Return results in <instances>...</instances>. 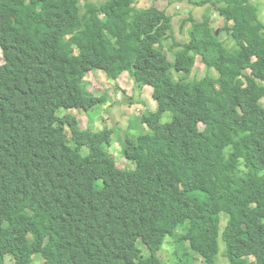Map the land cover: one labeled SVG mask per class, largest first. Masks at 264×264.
<instances>
[{
  "label": "trees",
  "instance_id": "1",
  "mask_svg": "<svg viewBox=\"0 0 264 264\" xmlns=\"http://www.w3.org/2000/svg\"><path fill=\"white\" fill-rule=\"evenodd\" d=\"M80 3L0 0V264L7 257L34 264L38 255L43 264H164L158 254L185 225L178 243L189 250L181 259L194 253L198 264H218L222 237L230 264H264L259 6L190 0L206 11L190 19L189 41L178 45L169 5ZM216 15L224 20L218 30ZM169 40L181 49L174 64L163 52ZM198 56L218 78L192 79ZM97 70L112 80L129 73L137 88L154 90L157 109L139 119L147 130L122 142L135 169L107 153L113 129L96 132L76 115L60 117L62 109L105 104L85 85ZM135 185L145 190L141 205L129 197Z\"/></svg>",
  "mask_w": 264,
  "mask_h": 264
},
{
  "label": "rangeland",
  "instance_id": "2",
  "mask_svg": "<svg viewBox=\"0 0 264 264\" xmlns=\"http://www.w3.org/2000/svg\"><path fill=\"white\" fill-rule=\"evenodd\" d=\"M81 7L86 9L88 3H94L97 6L104 4L106 0H80ZM197 1V0H192ZM259 6L261 20L264 21V0H254ZM169 5L168 14L174 19V33L175 38L178 41V45L188 43L189 41V31L192 28V23L190 19L193 18L196 21H200L205 14L206 8H199L190 3V0H135V7L139 10L147 9L154 6L167 7ZM102 12L99 11L95 16H93L96 22H99L102 17ZM216 22L214 23V30L221 29L224 25L223 18L216 15L214 17ZM219 33V31H218ZM222 41H225L229 47H233L234 43L229 38L227 33L219 34ZM173 40H169L163 52L168 56L172 64L175 63V53L180 51V47L177 46L172 50ZM174 52V53H173ZM5 64L4 55L0 50V66ZM249 73V71H246ZM207 74L211 75L213 78H218L219 74L216 71H209L206 66L202 63L201 57H197V63L193 70L192 79H201ZM174 75H176L174 73ZM85 85L89 92L96 96H105L107 101L105 104H100L95 107L90 112L79 111L76 109H62L60 114L63 115L70 113L76 115L80 120L81 127L83 129H91L93 131L99 132L102 130L113 129L112 144L107 148V153L113 155L117 162L123 166L128 165L129 168L135 169L136 164L127 162L124 152H123V141L125 134L133 139L136 137H141L144 133L142 129L145 127L139 119L143 114L154 112L157 109V103L153 99V88L143 87L142 89L137 88L134 83V79L130 77L129 73L123 74L118 80L110 79L105 72L97 70L90 72L85 79ZM261 105L264 107V99L261 101ZM172 120L171 114H166L163 121L169 122ZM202 128V127H201ZM147 130V127H145ZM71 138L70 133H68ZM88 154L87 150H84V154ZM200 201L207 198L206 195L199 194L196 192ZM129 197L131 200L141 205L145 197V190L137 185L129 187ZM227 224L225 216H222V232L224 231ZM187 225L180 228L175 237L168 238L163 246L162 251L158 254V257L162 260L164 264H198L201 259L198 255L194 253H189L188 257L181 259V257L186 256L185 252L189 250V246L185 244L184 246H179L178 237L185 233ZM48 240L42 242L46 245ZM220 243V254L218 257V264H230L228 258H226V245L223 242L222 237L219 240ZM139 248L143 250V256H148L145 245L139 241ZM44 260L41 256L35 258L34 264H43ZM5 264H13L10 257H7Z\"/></svg>",
  "mask_w": 264,
  "mask_h": 264
}]
</instances>
